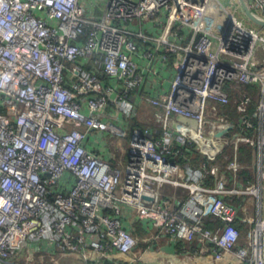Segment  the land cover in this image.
Instances as JSON below:
<instances>
[{
    "label": "built area",
    "instance_id": "obj_1",
    "mask_svg": "<svg viewBox=\"0 0 264 264\" xmlns=\"http://www.w3.org/2000/svg\"><path fill=\"white\" fill-rule=\"evenodd\" d=\"M235 3L0 0V264H135V218L185 264H264V29Z\"/></svg>",
    "mask_w": 264,
    "mask_h": 264
},
{
    "label": "crops",
    "instance_id": "obj_2",
    "mask_svg": "<svg viewBox=\"0 0 264 264\" xmlns=\"http://www.w3.org/2000/svg\"><path fill=\"white\" fill-rule=\"evenodd\" d=\"M162 76L165 79V85L169 86V79H170V73L167 71H163ZM152 82H157L155 78L152 79ZM156 84V83H155ZM145 91L143 94H138L143 96L144 93L146 94H153L155 95V90L153 87L145 86ZM135 114L132 117V121L136 123L137 125H145L149 119V124L155 125L153 116L150 115L154 110H156L154 107H152L148 102L144 100V98H140V101L135 103ZM133 123V125H135ZM122 149H97L99 153H109L111 159L114 162H117V157L114 156V152H121ZM130 225L132 229L134 230L135 227L141 231V235H137L140 240L138 243V249H141L143 252V247H147V249L144 251L142 258L139 259L135 264H185L183 261V252H182V243L181 241H175L168 235H159L158 237L154 238L155 240L152 241L153 243L149 244L151 242L150 236L155 234V231H152V233L148 232L147 230H151V225H148V222L144 223L140 219L135 218L132 222H130ZM154 230V229H153ZM147 237H144L146 236ZM149 237V238H148ZM145 238V239H144ZM58 258V257H57ZM129 257L124 254H116L113 257H111L109 260H102L98 259L96 257V254L91 252L89 255V258L85 261H76L75 258L72 257H64V258H58V262H62L63 264H127V259ZM205 260L209 258H204ZM210 261V260H209ZM52 263V261H49ZM206 264L203 262L202 257H196L195 258V264ZM193 264V262H192ZM209 264H231L230 261L227 259L224 261L214 262L211 261Z\"/></svg>",
    "mask_w": 264,
    "mask_h": 264
},
{
    "label": "trees",
    "instance_id": "obj_3",
    "mask_svg": "<svg viewBox=\"0 0 264 264\" xmlns=\"http://www.w3.org/2000/svg\"><path fill=\"white\" fill-rule=\"evenodd\" d=\"M244 87H245L244 89H246L247 91H249V92L251 91L250 90L251 88L249 86H244ZM134 124L137 125L136 123H134ZM226 150H228V149H226ZM250 151H251V148L248 145H243L241 147L243 160H245L247 162L249 161V159H250ZM203 159H206V157H204L201 153H199V151L197 149H191L190 151L185 153V158L182 159V160H189V162L192 165L198 166L201 161H204ZM216 159L218 161H220L221 163H225V159L223 158L222 155H219L218 157H216ZM246 172H248V171H246ZM248 173H250V171ZM237 199H238V197H237ZM238 227L242 230L244 228V225L242 223H238ZM133 232L136 235H141L142 234L141 231L139 229H137V227H135Z\"/></svg>",
    "mask_w": 264,
    "mask_h": 264
},
{
    "label": "rangeland",
    "instance_id": "obj_4",
    "mask_svg": "<svg viewBox=\"0 0 264 264\" xmlns=\"http://www.w3.org/2000/svg\"><path fill=\"white\" fill-rule=\"evenodd\" d=\"M214 1V0H213ZM225 6H227L229 9H231V10H234V7L236 6V3H235V1L236 0H220ZM237 12L240 14V15H242L244 18H245V20L247 19L246 18V16H245V14L242 12V10H241V8L240 7H238V9H237ZM210 17V16H209ZM247 22L248 23H251V21L249 20V19H247ZM212 31H214V32H216V29L214 28ZM264 31V30H263ZM150 115H152V114H150ZM153 116V115H152ZM150 119V118H149ZM149 119H148V121H149ZM147 121V123H149ZM156 125V124H155ZM104 137H106V136H104ZM123 141L125 140V138H121ZM110 149H114L112 146H110ZM120 155H121V152H114V156L115 157H120ZM246 198V197H245ZM244 198V199H245ZM246 228H247V226H245L244 225V228L241 230L242 231V233H241V241H243L244 240V237H245V231H246ZM151 237V236H150ZM150 240H151V242L149 243V244H151V243H153L152 241H154L155 239L153 238V237H151L150 238ZM24 258V257H23ZM60 264H62L61 262H60ZM186 264H191V262H188V263H186ZM197 264H200V263H197Z\"/></svg>",
    "mask_w": 264,
    "mask_h": 264
},
{
    "label": "water",
    "instance_id": "obj_5",
    "mask_svg": "<svg viewBox=\"0 0 264 264\" xmlns=\"http://www.w3.org/2000/svg\"><path fill=\"white\" fill-rule=\"evenodd\" d=\"M239 5L241 6V9L243 11V13L245 14V16L255 25L261 27L262 29H264V19H262L261 17H258L249 7L247 0H238ZM182 119H185L184 117H182Z\"/></svg>",
    "mask_w": 264,
    "mask_h": 264
}]
</instances>
